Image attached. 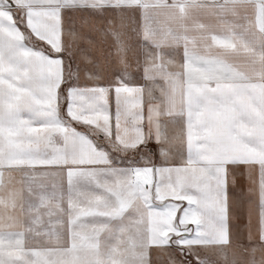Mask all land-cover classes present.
<instances>
[{
    "label": "snow or ice",
    "instance_id": "6c2138e0",
    "mask_svg": "<svg viewBox=\"0 0 264 264\" xmlns=\"http://www.w3.org/2000/svg\"><path fill=\"white\" fill-rule=\"evenodd\" d=\"M0 264H264V0H0Z\"/></svg>",
    "mask_w": 264,
    "mask_h": 264
}]
</instances>
